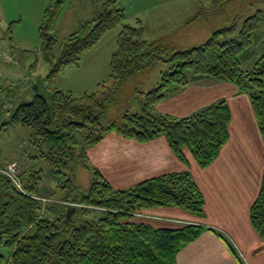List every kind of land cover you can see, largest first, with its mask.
<instances>
[{"label": "trees", "instance_id": "trees-1", "mask_svg": "<svg viewBox=\"0 0 264 264\" xmlns=\"http://www.w3.org/2000/svg\"><path fill=\"white\" fill-rule=\"evenodd\" d=\"M65 1L48 0L44 9L39 27L44 54L49 55L57 43L49 31ZM117 2L92 0V17L80 21L68 34L58 57L51 54L49 76L63 66L77 64L83 51L123 22L124 9ZM232 2L212 0L211 5L220 15ZM254 5L257 8L240 24L243 12L228 13L221 19L228 23L212 29L203 42L170 53L160 43L142 39L140 27L122 23L109 63L110 84L99 82L94 91L78 97L69 91L44 89L15 106L4 123L32 130V142L39 147L40 156L53 173L66 176L60 187L67 192L58 199L52 198L51 192L43 195L40 170L18 173L19 188L0 165V264H177L180 249L206 229L232 249L220 232L202 223L158 227L136 218L142 210L157 207H179L203 217L204 197L188 170L164 172L127 188H113L95 168L89 185L82 188L73 182L72 169L87 166V147L112 131L139 143L162 135L181 163L188 164V152L200 167L208 166L229 139L231 110L227 100L220 97L180 117L155 107L203 79L234 84L247 94L264 141V0H251L247 7ZM157 61L169 62V68L162 72L159 83L144 93L140 110L125 112L117 119L108 117L114 94L124 80ZM67 172H71L69 177ZM89 213L91 217L80 219ZM249 219L264 238V167Z\"/></svg>", "mask_w": 264, "mask_h": 264}, {"label": "rangeland", "instance_id": "rangeland-1", "mask_svg": "<svg viewBox=\"0 0 264 264\" xmlns=\"http://www.w3.org/2000/svg\"><path fill=\"white\" fill-rule=\"evenodd\" d=\"M250 1L234 0L220 15L216 14L217 8L212 7V0H118L117 6L124 9L125 18L122 23L140 27L142 39L156 41L170 53L174 49H184L203 42L210 36L212 29L228 23L221 20L228 13L243 12L238 19L240 24L242 18L253 13L259 5L247 7ZM47 2L48 0H0V165L5 166L14 161L18 173L40 170L39 187L42 188V194L51 192V197L58 199L67 192V188L60 187L66 176L52 172V167L40 156L39 147L33 144V132L29 127L4 122L8 121L17 104L31 100L35 90L46 89L51 92L59 89L78 97L94 91L99 82L110 84L109 63L117 47V36L122 23L107 30L93 46L83 51L77 64L63 66L55 75L49 76L52 68L49 59L52 58L51 54L58 57L68 34L80 21L92 17L93 4L92 0H66L63 3L49 31L56 37L57 43L48 55L43 52L39 32ZM6 53L10 55V61L6 60ZM168 68L169 62L157 61L150 68L128 76L114 94V104L108 109V117L117 119L125 112H138L144 93L159 83L162 72ZM196 82L197 85L211 86L220 81ZM185 88L178 90L176 94L184 93ZM217 92L215 91L212 99H218ZM185 99L184 96L180 98L179 108L174 111L176 115L173 116L180 117L198 103H203L198 101L186 105ZM169 106L175 107L173 104ZM108 133L121 136L114 131L106 134ZM98 164L88 157L87 166L74 167L73 182L82 188L87 187L93 170H102L104 167L100 162ZM70 174L71 172H67L68 177ZM108 182L113 188L130 186L116 181L114 177ZM91 216L89 213L82 215L80 219ZM147 216L141 214L136 218L143 219ZM246 263L248 264L247 261Z\"/></svg>", "mask_w": 264, "mask_h": 264}, {"label": "crops", "instance_id": "crops-1", "mask_svg": "<svg viewBox=\"0 0 264 264\" xmlns=\"http://www.w3.org/2000/svg\"><path fill=\"white\" fill-rule=\"evenodd\" d=\"M188 85L184 93L172 94L155 107L159 112L176 115L174 111L179 108L183 96L186 105L203 102L180 115L185 116L212 102L215 91H218L216 98L227 100L231 110L229 139L208 166L200 167L188 152V164L181 163L169 150L162 135L139 143L108 133L87 149L89 160L104 165L103 171L98 169L108 181L114 177L127 186L164 172L188 170L191 173L204 197L203 217L179 207H157L142 210L141 214L148 216L141 220L158 227L202 223L220 232L232 249L222 237L206 229L180 249L176 255L177 264H247L246 261L248 264H264V238L252 228L249 219L250 205L258 193L264 167V141L249 98L239 92L236 85L227 82L220 81L211 86L197 85V82Z\"/></svg>", "mask_w": 264, "mask_h": 264}, {"label": "built area", "instance_id": "built-area-1", "mask_svg": "<svg viewBox=\"0 0 264 264\" xmlns=\"http://www.w3.org/2000/svg\"><path fill=\"white\" fill-rule=\"evenodd\" d=\"M5 58L7 60H10V55L9 54H5ZM1 171L7 175L12 181L13 183L17 186V187H21V183L18 177V168L17 165L14 161H11L10 163H7L3 169H1ZM43 200H45L43 198Z\"/></svg>", "mask_w": 264, "mask_h": 264}, {"label": "water", "instance_id": "water-1", "mask_svg": "<svg viewBox=\"0 0 264 264\" xmlns=\"http://www.w3.org/2000/svg\"><path fill=\"white\" fill-rule=\"evenodd\" d=\"M35 94H38V90H35ZM71 209V206L68 208V210H70ZM67 217H68V215H67Z\"/></svg>", "mask_w": 264, "mask_h": 264}]
</instances>
